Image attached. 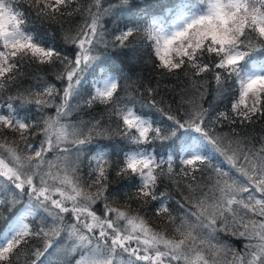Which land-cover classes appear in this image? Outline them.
<instances>
[{
  "label": "snow or ice",
  "instance_id": "6c2138e0",
  "mask_svg": "<svg viewBox=\"0 0 264 264\" xmlns=\"http://www.w3.org/2000/svg\"><path fill=\"white\" fill-rule=\"evenodd\" d=\"M109 46L148 52L155 84L106 65ZM262 121L264 0H0V221L18 213L0 264H264V135L244 131Z\"/></svg>",
  "mask_w": 264,
  "mask_h": 264
},
{
  "label": "trees",
  "instance_id": "16d2710c",
  "mask_svg": "<svg viewBox=\"0 0 264 264\" xmlns=\"http://www.w3.org/2000/svg\"><path fill=\"white\" fill-rule=\"evenodd\" d=\"M160 0H132V5L137 6L140 2L143 3L146 6L149 7H153L155 5H157L159 3ZM163 3H168L171 0H162ZM108 2H114V0H108ZM105 6H107V4H105ZM131 18L130 16L125 18V20H122L119 22V26L123 27V24L126 22V19ZM105 25L107 28L112 29L113 28V22L110 18L105 20ZM39 33L43 34L45 32H51V31H56L55 29H49L46 26H41L39 24H35L32 25ZM57 42L59 43V35L57 34ZM149 53L146 52L143 49H140L139 51L133 53V52H122L119 49H113L111 46H109V48L107 49V51H102L101 52V56L102 57H106L107 59V64L108 65H114L115 67L118 68H122L123 69V73L124 75L128 76L131 78V80H136L138 77H142L145 81H151L153 84H155L156 82V77L159 75L155 70L154 67L151 63H146V61L149 59ZM50 80H53V77H51L49 75L48 77ZM29 83H31V80H26L24 82V85L27 86ZM162 85L166 84L169 86H175V92L179 93V90L183 87L187 86V82L186 81H176L174 79H164L161 81ZM58 87L60 86L59 84L57 85ZM214 89H215V85L214 84H210L209 85V90H208V96L207 99L204 101V107H209L210 104H212L213 102V97H214ZM87 91V89H85V92ZM161 95L164 96L165 100L173 103V107H176V105L179 103L180 101V96L178 94L173 95L170 92H161ZM157 99H159V97H157ZM227 101H217L214 105V111L212 113V115L215 114V111H220V110H225L227 107ZM163 106V105H162ZM103 109L100 107H96L93 106V108H84L79 110L78 112L73 113L72 119L74 121H78V120H87L92 116H96L99 112H101ZM51 112H54L53 110H50V114ZM158 115V114H157ZM222 131H228V128L225 127L224 129H222ZM247 134L249 135H264V121L262 122H258L252 126H250L249 128L244 130ZM102 143H119V140L116 139L114 141H102ZM160 151L163 150V148L159 149ZM165 151V150H164ZM163 151V152H164ZM161 152V153H163ZM113 179V184L111 186V190L113 191H117V190H123V184L124 182L122 181H117L115 179V177L112 178ZM173 197L174 200L175 199H179V195L175 193V190L173 188H171L169 186L168 189ZM172 207H175L174 202L171 205ZM13 210H9V209H4V217L8 218L10 214H12ZM146 218L153 223L154 225H159L160 222L159 220L152 214L151 210L149 209ZM2 222L0 221V228L2 226ZM221 239L223 241H227L229 243H231L232 245H234L237 249H242L243 244L245 243L244 240L242 239H235V238H230L226 235H222Z\"/></svg>",
  "mask_w": 264,
  "mask_h": 264
}]
</instances>
